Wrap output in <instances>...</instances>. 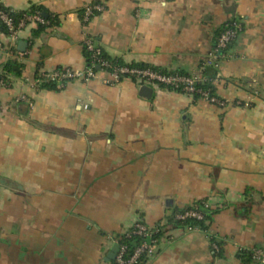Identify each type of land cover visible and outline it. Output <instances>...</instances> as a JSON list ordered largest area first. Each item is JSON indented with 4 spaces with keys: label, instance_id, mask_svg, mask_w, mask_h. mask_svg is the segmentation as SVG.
Instances as JSON below:
<instances>
[{
    "label": "crops",
    "instance_id": "0c3cea01",
    "mask_svg": "<svg viewBox=\"0 0 264 264\" xmlns=\"http://www.w3.org/2000/svg\"><path fill=\"white\" fill-rule=\"evenodd\" d=\"M0 1L54 17L37 35L35 22L0 30V75L14 49L22 64L0 79V264H113L138 218L162 225L146 264H258L238 247L264 248V0ZM92 1L104 10L83 22ZM233 18L241 30L213 67L215 33ZM85 37L124 64L193 74L208 63L226 103L105 71L33 87L36 74L83 69ZM195 201L214 211L206 230L167 222Z\"/></svg>",
    "mask_w": 264,
    "mask_h": 264
},
{
    "label": "built area",
    "instance_id": "2783aa9c",
    "mask_svg": "<svg viewBox=\"0 0 264 264\" xmlns=\"http://www.w3.org/2000/svg\"><path fill=\"white\" fill-rule=\"evenodd\" d=\"M103 10L104 6L101 2L85 3L83 5V16L81 19L83 22H87L94 15L93 13H99ZM0 17L8 27L9 34L12 37H15L17 27H14L11 17L1 11ZM25 22L44 23V18L41 13L34 11L22 18L20 24ZM240 30L241 22L237 18L231 19V22L227 24L226 28L219 35L215 46L209 53V64L213 67H217L219 61L227 57L228 50L226 51V47L229 42L237 37ZM83 43L86 49L90 52V62L85 64L83 69L79 70L71 67H59L50 72H42L32 80L33 87H39L43 81H51L56 83V88H61L70 80H88L94 77L98 71H105L110 77L108 80L110 83H117L123 79H128L140 85H159L177 89L190 95L198 93L200 97L218 105H225L226 103L225 101L218 99L216 96L210 95L207 90L199 87V84L203 83L206 79L202 72L205 65L208 63H202L199 67V72L193 74L162 72L156 71L150 67L141 68L128 65L110 66L108 60L102 56L101 47L97 45L92 38L85 37ZM96 66H99L100 68L96 69ZM108 67H110V70H107ZM20 99L28 100L24 95H22ZM205 205L209 207L210 203L206 201ZM188 217L201 218L202 213L197 209H189L183 213L175 215V218L179 220ZM161 229L160 224L148 226L138 218L127 230L116 236L118 249L115 252L114 259H112L113 264H146V262L155 255L157 251ZM185 229L192 230L197 229V227L186 226ZM122 236L125 238L138 236L142 240L131 252H128L127 245L119 242V239H121ZM212 247L215 251L219 250V246L216 243H213ZM238 251L240 253H245L250 262L264 264V248L262 247H238Z\"/></svg>",
    "mask_w": 264,
    "mask_h": 264
},
{
    "label": "trees",
    "instance_id": "16d2710c",
    "mask_svg": "<svg viewBox=\"0 0 264 264\" xmlns=\"http://www.w3.org/2000/svg\"><path fill=\"white\" fill-rule=\"evenodd\" d=\"M95 2H97V1H92V3H95ZM0 11L3 12V13H6L9 17H11L14 27L18 26V24H19V22L21 21L22 18H24L25 16L33 13L34 11H38L39 13H41L42 16H43V13H47V16H43L44 23H36V28H35V30H33V34L34 35H37L46 26L50 25L52 23V20H54V17H52L51 14L47 11V9L44 8L42 5H31L26 10L15 11V10L5 6L0 1ZM93 14L96 15L98 13H93ZM80 16H81L80 18H82V16H83V7L81 8ZM55 22H57V21H55ZM229 22H231V19L226 21L225 23H223L217 29V31L215 33V41L213 42L212 48L215 46L217 38L223 32V30L226 28V26H227V24H229ZM0 30L2 32L6 33V34L9 33L8 27L6 26L4 21L1 19V17H0ZM234 40H232L231 42L228 43V45L226 47V51L231 47V45L233 44ZM82 51H83V55L85 57L86 64H88L90 62V52L86 49V47H85L83 42H82ZM101 52H102V56L108 60L110 66H114V65H119V66L128 65V66H132V67H141V68L148 67V65H146V64H133V63L124 64L119 59L113 58V57L109 56L108 54H106L103 51L102 48H101ZM16 53H17V51H16V49H14L13 50V56L10 57L4 63V65L2 66V72H1V75H0V79L5 84H8L7 75L19 76L21 74L22 64L17 59V56H15ZM211 66L208 65L207 67H204L203 73L208 71V70H212L213 67H211ZM151 68L156 70V71L187 74V73H185V72H183L181 70H169V71H166V70H162L159 67H151ZM107 70H110V67H108ZM39 75L40 74H36L35 77H37ZM40 86L41 87L56 88V83L55 82H51V81H43ZM199 87H201L202 89L207 90L210 95H214L215 86L212 83V79L209 78V76H206V79L203 81V83L199 84ZM194 95L195 96H199L198 93H196ZM205 203L206 202H203V201H195V202H193L190 205H186L185 207L176 208V209H174L173 213L168 217L167 222L172 223L174 226H182V227L195 226L198 229L206 230L208 228V226H209V223L211 221V217H212V214L214 213V211L210 210L209 207L205 205ZM189 209H197V210H199L202 213V217L201 218L188 217V218H185L183 220H179V219L175 218L176 214L183 213L184 211L189 210ZM161 228H162V225H161ZM160 234H161V232H160ZM141 240L142 239L140 237H138V236H131L130 238H125V237L122 236V238L119 239V242L125 243L127 245V247H128V252H131L136 247V245H138L141 242ZM211 240L214 241V239H212V238H211ZM214 242H216L217 245H220V241H214ZM240 256L245 257L247 260H249L245 253H241Z\"/></svg>",
    "mask_w": 264,
    "mask_h": 264
},
{
    "label": "water",
    "instance_id": "95a60500",
    "mask_svg": "<svg viewBox=\"0 0 264 264\" xmlns=\"http://www.w3.org/2000/svg\"><path fill=\"white\" fill-rule=\"evenodd\" d=\"M43 16H46V13H43ZM19 43H21V41L19 42ZM24 43V42H23ZM23 50V49H22ZM100 67L99 66H96V69H99ZM144 89H147L148 87H146V86H144L143 87ZM117 249H118V244L117 243H114L111 247H110V249H109V251H108V253H107V259H114V256H115V252L117 251Z\"/></svg>",
    "mask_w": 264,
    "mask_h": 264
}]
</instances>
